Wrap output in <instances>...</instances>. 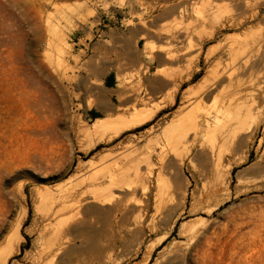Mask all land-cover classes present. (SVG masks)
I'll return each instance as SVG.
<instances>
[{
  "label": "rangeland",
  "instance_id": "1",
  "mask_svg": "<svg viewBox=\"0 0 264 264\" xmlns=\"http://www.w3.org/2000/svg\"><path fill=\"white\" fill-rule=\"evenodd\" d=\"M212 14L224 25L220 31ZM229 20L245 26L235 28ZM254 40L264 46L263 0H0V254L21 221L24 238L8 264H30L46 243L40 232L54 200L82 198L102 166L122 167L145 152L148 139L138 143L145 145L140 150L130 145L132 136L146 134L166 116L173 119L183 102L225 70L231 53L244 57L246 42ZM245 75L263 81L264 64ZM236 83L225 81L199 107L195 102L183 109L180 117L218 115V128L182 150L186 176L171 170L161 185L151 179L147 193L104 220L93 243L103 254L91 264H264V93L252 102ZM121 89L141 90L148 106L171 98L174 104L99 144L83 128L125 113L119 107L133 100L123 99ZM236 92L241 99L230 108ZM236 115L243 133L238 142H226L221 127ZM204 152L221 165L218 178ZM221 181L223 188L217 187ZM83 241L71 238L69 244L80 263L69 257L64 264H87L82 253L93 245Z\"/></svg>",
  "mask_w": 264,
  "mask_h": 264
},
{
  "label": "bare ground",
  "instance_id": "2",
  "mask_svg": "<svg viewBox=\"0 0 264 264\" xmlns=\"http://www.w3.org/2000/svg\"><path fill=\"white\" fill-rule=\"evenodd\" d=\"M204 13L206 14V12ZM214 15L212 14L213 17L211 16L214 21V23L211 21L212 25H215H213V28L216 27L217 30L220 31L224 27V25H221V23L218 22L219 17H216L219 15ZM228 22L230 26L234 25L235 28H242L243 26H245L244 21L236 22L234 20H229ZM172 38L177 39L176 36ZM243 49L246 52L244 57L239 55L238 52H236L237 50L234 51L236 53H231L233 52L231 51V56L229 58L231 59V63L226 66L225 70L217 73V75L201 89L196 97L183 102L182 105L178 108V112L173 119H170L169 116H166L161 120V123L156 125L154 124L155 126L152 125L148 130H146V134L143 133L140 135L132 136L131 142L135 143L130 144L132 147H134L135 145L137 146L138 143L142 140L146 141L148 139V143L146 141L147 150L145 149V152L141 153V151H139L140 154L137 156L134 153L135 157L133 156L132 158L130 156L132 159L128 160L127 162L124 160L126 163L124 162L125 165L122 167H118L119 165L113 167L112 163L102 166L97 173L89 178L84 190L81 192L82 198H78V195L77 197L75 196V198L73 197V195L67 199H57L56 201L54 200L52 202L49 211L46 213L43 228L40 232L43 234V237L47 238V241L46 243L44 242L42 248L32 256L30 264H64L65 260H67L69 257L77 260L80 263L82 259H80L79 257L81 255L79 257L75 256L69 247L71 238H82L85 240L83 242L88 244L92 243L93 245V243L97 242V236L100 230L99 226L104 223V220L106 221L115 219L119 211H121V207L125 206V204L127 203H130L131 198H133L137 193H147L150 186H152L150 185L151 179H153L155 183L161 185L166 181V179H168L167 175H169L171 170H174L179 178H181L182 176H186V158L182 156V150L186 147V145L189 144L191 145V147H196L197 144H199L202 135H206L215 130V128H218L217 126H214L220 119L218 115L213 116V114L211 113L204 115L190 114L184 117H180L183 109H186V107H189V105L195 102L196 106L198 105L197 107H199L204 99L211 96L213 90L216 89L219 85L220 87H222L225 81H227L228 83L236 81V85L239 84V86H242L243 88L245 87V94H247L248 97H252V102L255 99H260V97L264 93V80L262 81L255 77V79L250 78L251 80H245L242 77L245 74H249L255 66L264 64V46L261 44V41L257 42V40H254L252 42H246V45ZM166 56L164 57L162 55H158V58H163L166 60L169 59L168 61H170V58ZM172 59L174 58H171V60ZM170 81H173V79ZM237 89L239 88L237 87ZM119 94L123 95V99L131 98L133 100L132 103L126 106L119 107L120 109H124L125 113L118 114L117 117L113 120L98 118L95 122H93L91 127L83 128L84 133L88 137L90 136L99 144L101 141L103 142L106 139L108 141H111L112 139H116V137L120 136L126 131H130L136 129L137 127L145 125L146 123L154 120L157 115L167 106V104L173 103V98H171V101L162 106H148V100L142 95V92L139 89H130V91L128 92L127 90L125 91L121 89L119 91ZM238 96L239 95H237L236 92L230 98L228 102L230 108L238 104V100L241 99V96L240 98H238ZM192 100L195 101L190 103V101ZM230 108L224 110L226 112H229L231 110ZM236 119L239 120L240 117L238 115L230 116L225 125L223 124L224 126L221 127L223 129L220 136L226 142H238L240 140L241 134L243 133L244 129L239 123L234 122V120ZM85 134L83 135L85 136ZM88 137L86 138L88 140H91ZM139 147L140 146L138 145V148ZM144 147L145 145L143 146V148L141 147L142 149H139L143 150ZM139 149H134V151H137V153H139ZM131 155H133V152ZM204 156H206L207 159H210L209 164H211V168L209 169V171L212 172V174L215 173L217 178L219 177V175L221 176L218 171L219 169L217 168L219 167V164H215L214 161H212V155L209 152H204ZM243 158L244 160H246L247 156L245 155ZM126 159H128V157ZM95 165L96 164L93 163L90 166L94 167ZM113 165L115 164L113 163ZM153 167H155L156 172L153 171ZM218 186L222 188L225 187L224 181L219 182L217 184V187ZM215 189L216 188L214 186L212 189L213 195L215 194V191H217ZM51 192L47 193L45 197H50ZM189 195L190 191L187 186L183 189L180 197L183 207L186 206ZM86 203H90L89 207L83 213H80L79 208L81 207V205H84ZM22 223L23 221L18 224L14 236L10 239V243L6 252L0 254V264H8L9 259L17 254L20 250L24 239L20 233ZM189 233L192 237H195L196 235L195 230L192 228L190 229ZM84 236H86V238ZM98 246V244H94L91 247L89 245V248L87 249H85L87 246L84 248V252L82 253L85 257L83 258L84 262H86L87 264L100 262L103 253L101 251V248Z\"/></svg>",
  "mask_w": 264,
  "mask_h": 264
},
{
  "label": "crops",
  "instance_id": "3",
  "mask_svg": "<svg viewBox=\"0 0 264 264\" xmlns=\"http://www.w3.org/2000/svg\"><path fill=\"white\" fill-rule=\"evenodd\" d=\"M109 82L112 85V76H108V77L105 78V84L107 85Z\"/></svg>",
  "mask_w": 264,
  "mask_h": 264
},
{
  "label": "trees",
  "instance_id": "4",
  "mask_svg": "<svg viewBox=\"0 0 264 264\" xmlns=\"http://www.w3.org/2000/svg\"><path fill=\"white\" fill-rule=\"evenodd\" d=\"M107 85L111 86V83L109 82ZM93 114H94V118L98 117L97 113H93Z\"/></svg>",
  "mask_w": 264,
  "mask_h": 264
}]
</instances>
